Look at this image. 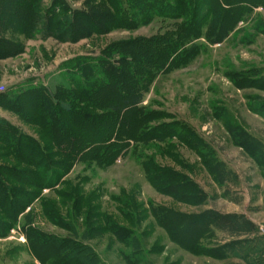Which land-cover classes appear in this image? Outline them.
Instances as JSON below:
<instances>
[{"label": "rangeland", "instance_id": "rangeland-1", "mask_svg": "<svg viewBox=\"0 0 264 264\" xmlns=\"http://www.w3.org/2000/svg\"><path fill=\"white\" fill-rule=\"evenodd\" d=\"M86 1L66 0L72 8H81ZM50 2L44 0V8ZM3 5L8 18L23 13L8 0ZM173 24L156 18L136 30H113L76 43L15 36L23 42V51L0 59V128L16 130L15 138L30 135L50 144L37 126L10 111L3 98L30 87L46 86L55 91L59 85L66 86L63 64L68 60L107 57L103 52L109 45L162 33ZM206 31L205 26L203 35ZM194 42L204 44L205 49L188 65L160 74L143 101L147 108L168 116L161 122L175 125L173 137L138 144L134 151L118 156L108 166L76 161L66 167L59 163L64 157L54 156L58 164L50 167L47 176L58 172V183L52 188L44 187L39 198L4 231L0 237V264L53 262L51 257L42 263L32 254L27 234L30 227L39 234L71 238L90 247L83 252L74 249L76 253L72 255L88 264H97L94 254L100 263L127 264L122 250L137 258L140 247L146 252V263H141V258L136 264H264V6H255L251 16L239 21L222 41L209 44L201 38ZM243 78L250 83L241 88ZM241 131L255 138L260 149ZM146 158L195 182L198 200L195 195L186 201L181 194L161 192L145 174L142 163ZM0 165H18L1 143ZM3 176L14 188H24ZM155 206L187 215L235 214L241 224L232 232L212 229L201 239V246L190 251L171 241L152 212ZM106 215L133 232L131 236H138L139 248L122 246L116 238L118 229L109 227ZM5 220L1 215L0 221ZM247 220L256 225L253 232L245 224ZM188 232L180 238L189 240ZM63 248L65 254L68 247Z\"/></svg>", "mask_w": 264, "mask_h": 264}, {"label": "trees", "instance_id": "trees-1", "mask_svg": "<svg viewBox=\"0 0 264 264\" xmlns=\"http://www.w3.org/2000/svg\"><path fill=\"white\" fill-rule=\"evenodd\" d=\"M3 1L0 59L23 51V42L15 37L17 35L76 43L113 30H136L156 18L174 24L162 33L111 44L103 52L107 57L80 56L68 60L63 64L67 73L66 86L59 85L55 91L46 86L30 87L3 98L10 111L37 126L50 144L30 135L20 134L15 138L16 130L0 128V143L18 161V165L10 169L0 165V216L6 219L0 221V237L39 198L44 187L52 188L58 183L55 181L58 172L53 171L55 176H47L50 167L58 164L54 156L64 157L59 163L66 167L76 161L108 166L118 156L134 151L138 144L164 142L173 137L171 131L175 125L161 122L168 116L143 105L150 86L160 74L188 65L205 49L204 44L194 41L201 38L209 44L222 41L239 21L251 16L255 6H264V0H87L81 8H72L66 0H51L44 8V0H8L13 8L23 11L8 18ZM205 26L207 31L203 35ZM248 83L243 78L238 86L243 88ZM241 133L260 149L255 138L244 131ZM142 164L148 179L161 192L181 194L180 198L186 201L193 195L197 199L196 183L178 171L159 165L152 158H146ZM21 165L30 170H21L18 167ZM3 175L24 188H14ZM152 212L171 241L190 251L198 249L201 239L212 229L232 232L241 224L240 217L235 214L187 215L163 206L153 207ZM106 219L110 228L118 229L116 238L122 246L139 248L138 236H131L133 232L118 226L111 216ZM245 224L251 232L256 228L249 220ZM60 225L67 227L66 223ZM187 230L190 238L182 240L180 235ZM27 234L32 254L42 263L53 257L51 264H88L72 255L76 253L74 249L83 252L90 247L71 238L39 234L31 227ZM64 246L68 247L65 254ZM136 252L137 258H131L130 252L123 250L121 254L127 264L139 263L141 258L140 262L146 263L142 247ZM92 258L100 263L95 254Z\"/></svg>", "mask_w": 264, "mask_h": 264}]
</instances>
